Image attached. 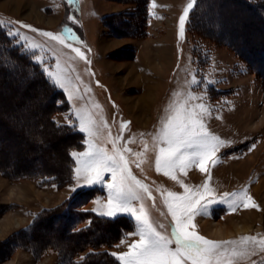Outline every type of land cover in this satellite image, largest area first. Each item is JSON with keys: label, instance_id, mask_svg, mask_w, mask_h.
I'll list each match as a JSON object with an SVG mask.
<instances>
[{"label": "rangeland", "instance_id": "rangeland-1", "mask_svg": "<svg viewBox=\"0 0 264 264\" xmlns=\"http://www.w3.org/2000/svg\"><path fill=\"white\" fill-rule=\"evenodd\" d=\"M131 1L0 0V30L9 36L21 33L13 36L16 42L33 52L68 102L51 116L85 128L79 147L67 148L72 136L56 138L45 114L50 106L42 105L45 87L19 74L22 65H14L0 46V264H82L101 250L123 264V254L140 239L137 215L174 239L168 204L175 207L176 201L169 192L200 199L190 230L223 245V255L211 264H264V61L259 52L264 10L257 14L237 0L214 1L197 11L195 27L186 17L181 34L180 17L194 0H139L136 6ZM68 44L79 48L84 59ZM143 94L146 100L137 106ZM194 104L204 106L196 111L205 131L225 145L214 154L215 163L207 164V173L193 164L165 175L164 167L156 168L160 148L166 147L161 129L181 105ZM113 139L143 185L135 186L140 199L130 201L135 214H108L110 173L95 184L84 179L83 154L102 147L111 155ZM89 186L102 194L72 202V224L64 227L60 210L77 188ZM248 197L257 207L243 206ZM81 210L124 214L134 226L110 247H89L99 228L94 224L77 235L91 222L90 217L78 221ZM109 235L103 233L97 243ZM90 263L108 264L96 257L85 262Z\"/></svg>", "mask_w": 264, "mask_h": 264}, {"label": "snow or ice", "instance_id": "snow-or-ice-1", "mask_svg": "<svg viewBox=\"0 0 264 264\" xmlns=\"http://www.w3.org/2000/svg\"><path fill=\"white\" fill-rule=\"evenodd\" d=\"M192 7V3H189L184 10V15L180 17L181 34L184 32L185 18ZM22 27L37 31L27 24H22ZM10 34L15 37L21 36L18 31ZM41 34L52 40H59L61 44L65 43L62 37L53 33L42 32ZM23 38L27 39V37ZM67 46L72 48L71 44ZM72 50L77 56L84 59L79 48H72ZM49 75L52 74L49 73ZM61 86L63 87V85ZM190 98L199 99L196 96ZM203 107L202 104H194L191 107L181 105L164 124L161 135L166 147L160 148V155L156 158L157 171L164 167L166 169L164 174L169 175L174 169L184 171L190 165L196 164L199 171L207 173V164L210 161L215 163L214 154L221 146L225 145V141L205 131L200 114L196 111L197 108L203 109ZM88 123L90 124V122ZM84 130L85 128L82 127L81 131ZM121 131H123V126ZM89 134L91 135V131ZM116 139L111 140L113 147V154L111 155L102 147L83 154L86 157L83 171L87 174L84 179L89 184H95L104 180L105 173H110L112 182L108 185L111 190L108 200V214L113 215L121 210L135 214L136 210L130 207V201L140 199L135 186L143 187V185L132 176L124 155L117 151ZM127 151L130 152L131 149H127ZM78 171L80 170L78 169ZM171 178L177 179L174 175ZM185 191H188L186 186ZM168 195L176 201L175 207L173 204H168L175 223L174 239L157 232L143 214L137 215L136 219L141 221L140 239L131 244L129 251L123 254L122 258L126 257L123 264H189V262L190 264H211L213 258L223 255L221 243L208 240L190 230L192 217L197 213L200 199H196L191 194L177 196L175 193L169 192ZM241 198H243V194ZM243 206L245 208L257 207L255 203H252L251 197L244 201ZM173 244H175V248L171 247Z\"/></svg>", "mask_w": 264, "mask_h": 264}, {"label": "trees", "instance_id": "trees-1", "mask_svg": "<svg viewBox=\"0 0 264 264\" xmlns=\"http://www.w3.org/2000/svg\"><path fill=\"white\" fill-rule=\"evenodd\" d=\"M139 0H132L131 2L134 3V5H138ZM214 1H218V3H221V0H194L192 2L193 7L189 10L187 19L193 21H189L190 23L192 22V27H195L196 24V17H197V11L200 9L202 5H212ZM240 3H242L244 6L249 8V10L253 13H257L261 10H264V0H237ZM217 3V4H218ZM147 4V2H146ZM147 12V9H146ZM110 16H117L115 13L110 14ZM194 16H196L194 18ZM262 20H264V15H259ZM109 19V15L106 17ZM107 23V22H106ZM111 26V24H109ZM111 30L114 32L116 29L113 28V26L110 27ZM0 46H2L7 54V57L14 63V65H22V70L19 74L27 75L29 77L28 81L31 82H38L43 84V86L46 89V97H47V102L43 103L42 105H49V109L45 110V114L48 117V121L52 126V133L58 134L56 138H61L62 141L69 137L74 139V142L68 143L67 148L71 147H79L82 143V136L83 133L77 129L74 128L73 126H69L67 124L63 123H58L55 120V117L51 116L53 113L58 112L60 110L66 109L68 107V102L66 101V98L64 96L63 91H61L52 80L49 79V77L45 74L44 69L41 68L40 63H38L34 58H33V52L29 49L24 48L21 44H18L13 36H9L3 31L0 30ZM262 48V49H261ZM261 49V51H259ZM260 49L258 50L262 55L261 59L264 61V47L260 46ZM252 51V50H251ZM249 58V57H248ZM249 60V59H248ZM15 67V66H13ZM63 106V108H62ZM53 135V134H52ZM64 135L66 137H64ZM55 136V135H54ZM72 136V137H71ZM64 137V138H63ZM69 152L66 151V158H65V166H66V172L68 173L69 171V166H71V159L69 157ZM3 167L0 165V169ZM21 175H28L29 173L25 172H19ZM63 173H59V171L55 172L54 175H61ZM99 190V191H98ZM102 189H98L97 186H89V187H79L77 190L72 194L71 198L67 200L65 203V207H63V210H60V214L63 217L64 220V227L65 225H71L72 224V218L75 212V207L74 205L69 207L72 202H74L78 197L84 195L82 198H84V203L86 200L93 198L96 195H100ZM63 203V202H62ZM81 205V204H80ZM80 205H77L78 207ZM75 208V209H74ZM66 210V211H65ZM71 210V211H70ZM79 217V222L84 220L87 217H90V223L86 227L80 229L76 234L81 235L82 233L87 232L94 224L98 225V231L99 234L94 238V240L90 239V242L93 244H90V246H96V248L101 249L103 246H112L114 243L118 242L121 238H123L130 230H132L134 226V222L131 219V217L124 215V214H118L114 216H106L102 214H97L94 213L93 211L87 210V211H80L78 212ZM66 221V223H65ZM67 227V226H66ZM71 231V228H70ZM109 232L108 240L103 241V242H98L97 239L102 238L103 233ZM72 233V231H71ZM81 240L86 241L85 238H82ZM97 240V241H96ZM96 241V242H94ZM90 257H96L101 260H105L108 262V264H119V261L115 256L112 255V253L107 252L105 250L99 251L97 254H93L91 256H88L86 260H83L82 264H85V262L89 261ZM110 261V262H109ZM92 263V262H91ZM90 263V264H91ZM81 264V263H80Z\"/></svg>", "mask_w": 264, "mask_h": 264}, {"label": "bare ground", "instance_id": "bare-ground-1", "mask_svg": "<svg viewBox=\"0 0 264 264\" xmlns=\"http://www.w3.org/2000/svg\"><path fill=\"white\" fill-rule=\"evenodd\" d=\"M146 87H147V92H148V94H150L151 93V91H152V88H153V86H150V84L147 86L146 85ZM207 93V92H206ZM146 94H143L142 95V97H138L139 98V101H138V103H136V105L138 106V104H141V100H144V102H145V100H146V98L144 97ZM138 100V99H137ZM245 216V215H244ZM246 218V217H245ZM16 223H18V222H16Z\"/></svg>", "mask_w": 264, "mask_h": 264}]
</instances>
